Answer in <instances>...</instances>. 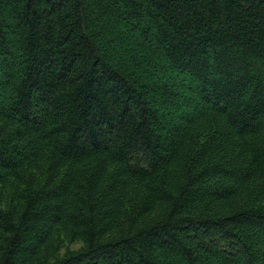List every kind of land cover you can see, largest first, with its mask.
<instances>
[{"label": "trees", "instance_id": "16d2710c", "mask_svg": "<svg viewBox=\"0 0 264 264\" xmlns=\"http://www.w3.org/2000/svg\"><path fill=\"white\" fill-rule=\"evenodd\" d=\"M14 184L0 264H264V0H0Z\"/></svg>", "mask_w": 264, "mask_h": 264}, {"label": "rangeland", "instance_id": "374dc122", "mask_svg": "<svg viewBox=\"0 0 264 264\" xmlns=\"http://www.w3.org/2000/svg\"><path fill=\"white\" fill-rule=\"evenodd\" d=\"M19 193V188L14 184L12 187L4 186L0 187V206H9L10 204H15L17 200V194ZM81 247V243H74L69 245V249L77 250ZM64 248L61 253L65 252Z\"/></svg>", "mask_w": 264, "mask_h": 264}]
</instances>
